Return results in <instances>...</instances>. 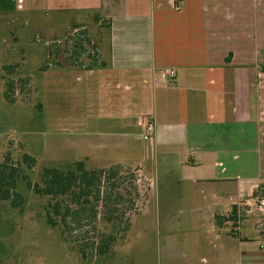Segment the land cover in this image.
<instances>
[{
  "label": "crops",
  "instance_id": "0c3cea01",
  "mask_svg": "<svg viewBox=\"0 0 264 264\" xmlns=\"http://www.w3.org/2000/svg\"><path fill=\"white\" fill-rule=\"evenodd\" d=\"M14 14L92 18L107 29L94 64L45 71L58 78L48 94L63 93L64 127L79 133L82 159L94 157L91 137L100 150L132 151L137 135L191 188L189 199L177 194L185 209L165 218L167 264H264L252 221L229 232L231 214L264 180V0H0V16ZM185 221L195 224L186 258Z\"/></svg>",
  "mask_w": 264,
  "mask_h": 264
},
{
  "label": "rangeland",
  "instance_id": "374dc122",
  "mask_svg": "<svg viewBox=\"0 0 264 264\" xmlns=\"http://www.w3.org/2000/svg\"><path fill=\"white\" fill-rule=\"evenodd\" d=\"M78 19L73 15L60 19L51 14L0 16V164L9 159V164L18 168L17 189L25 199L20 208H13L8 201L0 204V264H167L163 255L165 218L171 209L173 212L185 209L177 207L180 201L177 194L186 198L189 195V199L193 194L191 188L180 185L174 172L168 173L163 159L151 157L146 151L148 141L137 135L132 151L131 148L100 150L95 145L97 137H91L94 143L89 146L94 149L87 150L94 157L82 159L86 150L74 142L79 140V133L64 127L63 93L58 91L54 97L52 92L48 94V84L58 78L48 77L47 69L89 66L99 59L100 42L106 41L107 29L95 19ZM75 44H82L83 49H74ZM10 83L13 87L9 90ZM107 128L103 125L97 129ZM115 154L131 158L121 161L97 158ZM24 155L31 156L35 163L27 164ZM81 161L88 170L117 167L119 183L131 191L128 199L135 204L132 209L127 207L129 204L122 207L125 213L121 225L106 222L100 212L97 221L83 228L81 236L87 241L77 243L75 238L65 237L60 226L48 224L51 200L38 195L30 186L41 184L46 168L68 170ZM201 190H194L195 199L203 197ZM247 199L249 202L231 214L229 232H239L236 228L240 223L252 221L264 236V180L257 183ZM183 217L186 220L188 214ZM127 225L128 231L122 233ZM181 225L180 242L189 240L181 246L186 249L180 255L186 258L193 249L189 236L195 224L185 221ZM103 234H117L118 239L106 255L99 256L90 244L99 241ZM81 247L86 248L85 256ZM176 263L187 264V260L179 259Z\"/></svg>",
  "mask_w": 264,
  "mask_h": 264
},
{
  "label": "trees",
  "instance_id": "16d2710c",
  "mask_svg": "<svg viewBox=\"0 0 264 264\" xmlns=\"http://www.w3.org/2000/svg\"><path fill=\"white\" fill-rule=\"evenodd\" d=\"M81 45L75 44L73 48L83 49ZM7 86L10 90L13 83ZM6 97H8L7 94ZM23 158L27 164L35 163V160L29 155H24ZM116 168L88 170L84 162L81 161L75 163L74 167L68 170L44 169L41 184L36 183L30 187L38 195L49 197L51 200L47 212L48 224L53 227L60 226L63 235L75 238L77 243L87 241L85 236H81L83 228L90 222L97 221L101 215L100 212L104 213L106 222L113 225L124 224L122 220L125 212L122 207L129 204L127 207L132 209L135 201L128 199L131 191L128 188H123V185L119 183L120 172ZM18 177V168L9 164V159L0 164V204L8 201L13 208H20L24 205L25 199L17 189ZM134 190L138 191V188L135 186ZM217 222L219 225L222 224L220 218H217ZM128 229L129 226H125L122 233H126ZM117 239V234H103L99 241L93 240L90 246L94 248L97 255L104 256ZM88 245L84 244V247ZM85 249H81L83 255Z\"/></svg>",
  "mask_w": 264,
  "mask_h": 264
},
{
  "label": "built area",
  "instance_id": "2783aa9c",
  "mask_svg": "<svg viewBox=\"0 0 264 264\" xmlns=\"http://www.w3.org/2000/svg\"><path fill=\"white\" fill-rule=\"evenodd\" d=\"M163 75H164V77H166V78L168 79V81H170V82L175 81V80H176V77H177L176 72H175L174 70H168V71H166V72H163ZM148 131H149L150 133H153V131H154V126H153L152 123H149V124H148Z\"/></svg>",
  "mask_w": 264,
  "mask_h": 264
}]
</instances>
